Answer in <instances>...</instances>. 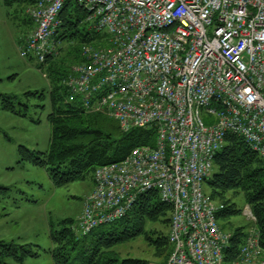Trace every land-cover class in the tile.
<instances>
[{
  "label": "built area",
  "instance_id": "2783aa9c",
  "mask_svg": "<svg viewBox=\"0 0 264 264\" xmlns=\"http://www.w3.org/2000/svg\"><path fill=\"white\" fill-rule=\"evenodd\" d=\"M68 1L107 44L82 47L83 62L62 83L70 99L122 132L156 130L152 147L94 171L74 231L113 224L138 196L156 192L172 210L165 264H264L255 227L225 261L231 234L217 220L223 206L205 190L227 136L241 138L264 166V0H32L22 58L57 55L53 37ZM245 214L254 222L248 207Z\"/></svg>",
  "mask_w": 264,
  "mask_h": 264
},
{
  "label": "trees",
  "instance_id": "16d2710c",
  "mask_svg": "<svg viewBox=\"0 0 264 264\" xmlns=\"http://www.w3.org/2000/svg\"><path fill=\"white\" fill-rule=\"evenodd\" d=\"M1 5L17 8L18 12L24 14V24H21L23 35L26 36L33 29L25 14L26 9L32 5V0H0ZM87 16L85 10L68 1L59 15L60 25L53 42L63 44L78 39L81 46L106 45V35L91 29L86 23ZM80 26L84 27L83 33L79 30ZM69 60L71 67L81 64L83 59L80 50L70 54ZM64 62L65 59L61 56H50L43 64H38L39 68L47 66L48 78L52 81L47 98L51 108L47 116L51 128L47 150L42 153L20 146L18 151V163H28L45 169L56 187L81 182L87 178L92 180L97 168L119 163L133 149L152 147L156 140L154 128L122 132L118 123L106 115L85 113L79 100H71L62 84L71 68L61 71ZM1 108L14 115L26 117L25 111L17 110L13 101L8 98L3 101ZM24 109L27 110L26 107ZM213 170L205 182V189L213 201L223 205V210L217 214L220 227L224 232H229L227 229L232 227L228 220L241 215L242 211L232 202V199L241 195L255 219L253 224L259 234V245L264 250V166L260 157L241 138L227 136L214 157ZM171 211L170 205L162 202L156 192H147L138 196L124 217L113 224L101 226L86 236L75 235L72 230L74 221L65 220L59 230L50 231L53 243L50 254L53 263L149 264L138 259L120 261L111 251L114 247L138 237H143L148 245L154 247L155 253L163 252L162 256L166 258L171 251L168 243ZM151 224L157 227L149 228ZM232 229L229 232L230 245L224 253L227 262L236 258L246 236L243 227ZM35 257H38V253L32 250L31 245H7L0 241V258H11L14 263L20 264L26 258Z\"/></svg>",
  "mask_w": 264,
  "mask_h": 264
},
{
  "label": "rangeland",
  "instance_id": "374dc122",
  "mask_svg": "<svg viewBox=\"0 0 264 264\" xmlns=\"http://www.w3.org/2000/svg\"><path fill=\"white\" fill-rule=\"evenodd\" d=\"M25 14L29 19L26 11ZM23 17L17 8L0 6V241L7 245H31L32 250L38 253V257L26 258L20 264H54L50 254L53 249L51 229L59 230L63 221L72 220L73 232L81 236L74 231V225L82 217L83 202L94 187L90 178L56 187L45 169L18 163L20 146L43 153L48 148L51 133L47 122L51 108L47 98L52 81L48 78L46 65L39 68L35 61L20 56L19 46L32 31L23 35ZM83 28L79 27L82 33ZM54 45L57 53L54 57L65 59L63 72L71 67L70 54L80 50L81 56L85 46H81L78 39ZM76 66L78 64L72 65L69 72ZM6 98L13 101L17 110L25 111L26 117L2 110ZM228 195L232 197L231 193ZM232 202L242 213L228 220L229 225L232 228L243 227L247 234L254 228L253 220L245 214L248 206L241 195ZM154 226L151 224L149 228ZM232 228L227 231L231 232ZM111 251L120 261L138 259L149 264H165L169 256L164 258L163 252L155 253L154 247L148 245L143 237L118 245ZM0 264L16 263L11 258H0Z\"/></svg>",
  "mask_w": 264,
  "mask_h": 264
},
{
  "label": "crops",
  "instance_id": "0c3cea01",
  "mask_svg": "<svg viewBox=\"0 0 264 264\" xmlns=\"http://www.w3.org/2000/svg\"><path fill=\"white\" fill-rule=\"evenodd\" d=\"M93 187V186H92Z\"/></svg>",
  "mask_w": 264,
  "mask_h": 264
}]
</instances>
